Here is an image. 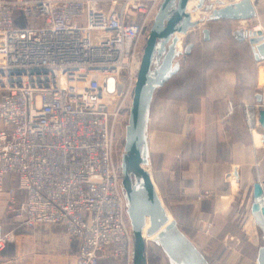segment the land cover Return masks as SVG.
<instances>
[{"label":"built area","instance_id":"obj_1","mask_svg":"<svg viewBox=\"0 0 264 264\" xmlns=\"http://www.w3.org/2000/svg\"><path fill=\"white\" fill-rule=\"evenodd\" d=\"M162 2L0 0V189L15 175L11 211L64 230L76 264L132 262L114 131Z\"/></svg>","mask_w":264,"mask_h":264},{"label":"crops","instance_id":"obj_2","mask_svg":"<svg viewBox=\"0 0 264 264\" xmlns=\"http://www.w3.org/2000/svg\"><path fill=\"white\" fill-rule=\"evenodd\" d=\"M223 1L230 3L240 0ZM253 3L257 17L249 20L248 26L250 23L255 25L251 33L255 30L264 33V0H253ZM230 24L231 22L226 20L206 22L199 30L200 37L203 40L202 29L208 27L211 30V40L204 41L208 48L217 43V31L229 44ZM244 36L246 37L245 34ZM231 50L235 52L242 49ZM245 50L244 56H235L234 53L218 56L214 65L210 66L204 61V51L200 49L197 61L180 68V74H173L158 89L161 92L153 99L148 125L156 183L167 201V206L175 215L184 216V213L189 211L191 217H203L211 224L209 230L201 229L203 232L200 231L196 238H192L211 264H240L242 259L247 260L248 253L253 254L251 264H258V251L263 245L259 238L255 237L258 235L256 227L251 246L247 250L242 246L239 236H234L230 230L236 219V214L232 213L234 198L239 195L252 175L244 166V162H248L249 151H245L243 143L222 128L221 122L218 133H215L212 124L213 111L203 87L204 79L212 72L219 79L233 82L235 88L246 86L251 90H259L260 86L264 85V65L250 42ZM246 65L250 67L247 68ZM228 66L229 70L226 68ZM258 96L256 100L259 102ZM176 102L183 103L189 112L179 129L175 123L178 117L172 113V106ZM250 152L251 158L254 157L253 149ZM234 168H238L240 174V189L226 204L220 206V198L225 197L226 177ZM17 184L15 175H6L0 189V225L4 232L13 233L14 236L0 254V264H76L79 248L64 230L45 225L26 227L22 218L11 211L10 190L17 187ZM245 189H249V186ZM208 191L213 193V196H207ZM206 221L202 223L204 227H208ZM244 230H247L246 225L243 226ZM101 262L128 263L123 258L101 259Z\"/></svg>","mask_w":264,"mask_h":264},{"label":"water","instance_id":"obj_3","mask_svg":"<svg viewBox=\"0 0 264 264\" xmlns=\"http://www.w3.org/2000/svg\"><path fill=\"white\" fill-rule=\"evenodd\" d=\"M196 13H203L195 18ZM257 17L253 0L225 3L223 0H163L159 7L142 57L134 96L126 126V139L121 159V180L132 227L133 255L131 264H148L147 240L156 237L169 264H211L181 228L165 203L156 183L149 147L148 125L155 92L173 74L180 71V56H189L195 47L189 43L179 49L184 38L201 29L206 22L226 20L230 24V41L242 44L247 21ZM203 40H211V30L202 29ZM255 53L264 65V33L252 32ZM259 101L263 96H258ZM258 122L264 129V115ZM264 146V135L261 140ZM240 189V174L234 168L226 177L225 197L235 196ZM253 214L264 221V182L253 190ZM259 223V222H258ZM261 225V224H260ZM258 264H264V245L258 251Z\"/></svg>","mask_w":264,"mask_h":264},{"label":"rangeland","instance_id":"obj_4","mask_svg":"<svg viewBox=\"0 0 264 264\" xmlns=\"http://www.w3.org/2000/svg\"><path fill=\"white\" fill-rule=\"evenodd\" d=\"M254 26L255 25H252L251 23L248 26V22L247 25L245 26L246 39L251 44H252L251 30L252 27ZM199 30L200 29L192 31L186 38H184L181 46L182 47L181 51H184L187 44L194 43L195 47L192 51V54L194 52L195 53L198 52L200 49L203 50L205 55L204 61L208 62L210 66L214 65V62L215 60H217L218 56L219 57L227 56V55L229 56L232 55V53H234L235 56H244L246 54L245 49L249 47V42L245 41L244 47L233 48V47H240L244 43L234 44L233 42L230 41L228 34L229 44H227L226 43L227 40L223 37L222 34L219 33V31H217L218 34L217 43L211 48H208L207 44L204 43V40L201 39ZM231 49H242V50H236L235 52H233ZM189 56H182V57L184 60H187ZM180 64H181V68H183L186 65L183 61ZM246 67L249 68L250 66L246 65ZM226 68L229 70L230 67L228 66ZM208 75H209L208 78L204 79L203 87L210 101L209 103L210 108H212L213 111L214 120L212 121V124L215 128V133H218L219 122H221L222 128L226 132H228L230 136H232L234 139H238L239 141H241L243 143L242 147L244 148V150L247 149V151H249L248 162L245 161L244 166L247 167L246 170L252 172V175L250 176L249 181L246 182V184L243 186V189L239 193V195L236 196V198H234L233 201L234 206L232 209V213L236 214V219H235V223L232 226H230V230L233 233V235L239 236L242 246L245 248V250H247L249 249V246H251V238L253 237V232L255 230L254 227L257 228L256 232L258 233V235L255 237L259 238V240L264 245V230L261 228V226L256 225L255 219L251 213V207L253 205L252 190L254 183L259 181L264 182V146L261 144V140L264 135V129L260 126L258 122L259 116L262 114L261 109L264 106V102L263 101L258 102V100H256L257 95H262L264 93V85H261L259 90H254V89L251 90L246 86H239L238 88H235L233 82L231 81H224L222 79H219L212 72H209ZM160 92H161L160 90L156 91L153 99H156L158 94H160ZM251 108L254 110L255 117L257 120L255 127H251L249 124L248 111ZM130 109H131V104L130 105L128 104L123 110L119 119L117 120L114 131L116 159L117 161L120 162L122 159V154L124 152L125 139H126V126L129 120ZM172 113L176 114V117H178L177 120L175 121L177 125L176 127H178V129L181 128L183 126L182 125L183 120L186 118V115L189 113L187 107L183 103L176 102L172 106ZM199 125L200 123H198V126ZM152 130L151 133L154 131ZM251 149H253V156H254L252 158H251L252 153L250 152ZM247 186H249V189H245ZM206 195L213 196V193H210V191H208ZM166 202L167 201L165 200V203ZM171 202L169 201V203ZM170 210L174 215V217L177 220L178 219L180 220L181 222L180 226H183L185 230L192 236V237L189 236L190 238H196V236L200 231L209 230L211 228V224L208 221H206V219H204L203 217L200 216L191 217V214L187 211H186L187 213H185L184 216H179V215H175L172 209ZM204 221L208 223V227L203 226L202 223ZM244 225H246L247 228L246 231L245 230L243 231ZM229 241H231V239H229ZM147 248H148V255H147L148 264H169V260L165 255V253L163 252V250L161 249L158 241L147 240ZM252 260H253V254L248 253L247 260L242 259L240 264H251ZM100 264H107V263L101 262Z\"/></svg>","mask_w":264,"mask_h":264},{"label":"bare ground","instance_id":"obj_5","mask_svg":"<svg viewBox=\"0 0 264 264\" xmlns=\"http://www.w3.org/2000/svg\"><path fill=\"white\" fill-rule=\"evenodd\" d=\"M203 13H196L194 15L195 18H199V17H202ZM249 21V20H248ZM247 21V22H248ZM255 31H261V30H255ZM246 35V32L244 33ZM245 43L242 44L240 47H244ZM179 49L181 50L182 47L180 46ZM200 56V53L199 51L198 52H194L191 56H189V58H187V60H184L182 56H180L179 58H177V61H179L180 63L183 61L185 64H188L192 61H197L198 58ZM182 72V70L179 71V73L177 74H180ZM172 77V76H171ZM263 96V94H262ZM261 113L264 114V106L263 108L261 109ZM248 119H249V124L251 127H255L256 126V123H257V120H256V117H255V112L254 110L251 108L249 111H248ZM259 137V135H258ZM233 197V196H232ZM232 197H229L228 199L226 198H220L221 200L219 201L220 203V206L224 205L227 203V201L229 199H231ZM254 203V202H253ZM253 206V205H252ZM251 213H252V216L254 217L255 219V222L257 225L261 226V228L264 230V221H261L260 219H258L252 212V207H251ZM259 222V223H258ZM261 224V225H260ZM148 240H154V241H157L156 237H152V238H148Z\"/></svg>","mask_w":264,"mask_h":264},{"label":"trees","instance_id":"obj_6","mask_svg":"<svg viewBox=\"0 0 264 264\" xmlns=\"http://www.w3.org/2000/svg\"><path fill=\"white\" fill-rule=\"evenodd\" d=\"M189 212V211H188ZM187 213V212H186ZM190 213V212H189ZM185 214V213H184ZM179 216H181V215H179ZM178 222H179V224L181 223L180 222V220L178 219ZM181 225V224H180ZM181 228L184 230V232L188 235V236H190V237H192L186 230H185V228L183 227V226H181ZM147 254H148V248H147ZM123 259H125V258H123ZM125 261H126V259H125Z\"/></svg>","mask_w":264,"mask_h":264}]
</instances>
